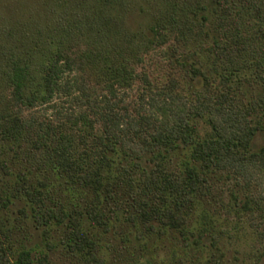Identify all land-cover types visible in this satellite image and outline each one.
Wrapping results in <instances>:
<instances>
[{"label": "trees", "instance_id": "1", "mask_svg": "<svg viewBox=\"0 0 264 264\" xmlns=\"http://www.w3.org/2000/svg\"><path fill=\"white\" fill-rule=\"evenodd\" d=\"M53 2L44 25L7 45L0 68V137L15 150L29 140L70 189L66 202L19 176L39 225H66L62 242L101 263L85 221L107 227L104 205L118 190L142 218L181 231L212 173L264 190V138L254 141L264 132V92L244 86L264 80V0L195 1L209 14L201 21L191 0H149L146 29L127 26L136 0ZM201 32L209 37L205 57L179 50ZM179 148L189 158L170 168L166 157ZM85 187L93 198L79 207ZM11 202L0 192V209ZM32 261L29 249L13 251L0 219V264ZM38 261L49 264L45 254Z\"/></svg>", "mask_w": 264, "mask_h": 264}, {"label": "rangeland", "instance_id": "2", "mask_svg": "<svg viewBox=\"0 0 264 264\" xmlns=\"http://www.w3.org/2000/svg\"><path fill=\"white\" fill-rule=\"evenodd\" d=\"M53 1L0 0V68L6 59L7 45L44 25L54 13ZM191 1V9L198 10V21L202 20V14L209 15L203 8L194 6L195 1L205 3L207 0ZM151 9L149 0H136L126 13L127 26L146 29ZM202 23L205 25L202 30L206 32L208 19ZM208 38L201 32L198 40L180 45L179 50L184 47L205 57ZM244 86L247 93L264 92L261 78L244 82ZM6 94L7 85L0 72V105ZM263 138L264 132L258 133L255 145H260ZM21 142L22 149L15 150L7 139L0 137V192L10 194L12 198L6 208L0 209V219L8 229L13 251L23 247L29 249L31 264H43L38 261L43 254L49 264H200L210 257H218L222 264H264V190H258L254 180L243 181L220 172L210 175L209 190L197 196L190 208L186 230L160 226L155 218H142L130 195L125 190H118L115 202L108 199L104 205L107 227L85 221L102 262L70 249L62 242L66 225H53L49 229L39 225L33 218L31 202L16 181L22 175L33 186L48 189L66 202L70 201L71 195L68 184L62 181L58 172L38 161L29 140ZM188 151V148L172 151L166 157V164L170 168H182L189 158ZM15 193L21 196H15ZM93 193L91 188H83L78 194V206L93 198Z\"/></svg>", "mask_w": 264, "mask_h": 264}]
</instances>
